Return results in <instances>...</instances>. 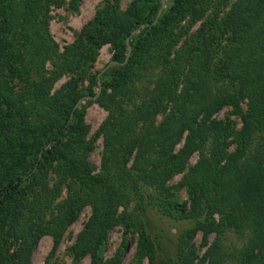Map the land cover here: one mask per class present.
I'll list each match as a JSON object with an SVG mask.
<instances>
[{
  "label": "trees",
  "instance_id": "obj_1",
  "mask_svg": "<svg viewBox=\"0 0 264 264\" xmlns=\"http://www.w3.org/2000/svg\"><path fill=\"white\" fill-rule=\"evenodd\" d=\"M230 1L172 0L157 22L162 0H134L125 10L117 1L107 3L60 52L49 29L51 7L78 11L81 0H0V118L16 123L18 134L14 146H0V264H31L45 235L52 236L53 257L87 205L92 214L69 249L75 260L89 255L91 264H121L125 245L109 259L103 250L110 232L122 225L126 233L140 234L131 264H228L224 223L249 234L234 264H264V0L233 3L223 23L231 39L221 77L211 65L205 25L196 45L184 42L177 49L189 31L184 20L192 26ZM106 43L114 45L113 64L87 89L73 77L52 92L65 74L87 72ZM100 80L97 101L108 116L100 127L104 152L97 174L89 158L96 138L88 136L86 106L79 100L96 96ZM226 106L242 115L237 133L213 119ZM186 131L184 146L174 152ZM230 137L237 147L228 153ZM196 150L201 159L180 184L191 197L188 208L167 180L185 169ZM156 199L166 214L196 221L171 249L151 230L149 205ZM134 201L137 211L130 209ZM212 232L216 239L200 257L193 240L202 233L207 245Z\"/></svg>",
  "mask_w": 264,
  "mask_h": 264
},
{
  "label": "rangeland",
  "instance_id": "obj_2",
  "mask_svg": "<svg viewBox=\"0 0 264 264\" xmlns=\"http://www.w3.org/2000/svg\"><path fill=\"white\" fill-rule=\"evenodd\" d=\"M120 7L125 10L134 0H81L79 10L72 11L68 9L67 6H52L50 15V33L54 41L59 46V51L64 52L65 47L77 41L79 34L82 32L85 25L92 20L98 10L102 8L107 3L116 2ZM235 0H231L226 6H221L220 8H215L207 13V15L197 21L192 26L188 23V19L184 20L182 25H186L189 28L188 33L183 37L182 42L177 47L180 48L184 42L194 43L196 45V40L202 38L201 31H204L202 28L205 25V32L208 31V34L205 35V40L208 41V46L213 50V64L212 68L216 70V73H219L221 77V61L225 56V53L228 49L227 45L230 44L231 35L227 33L223 28V23H225L226 18L232 12L233 3ZM172 4V0H162L160 11L155 18V22L158 21L159 17L163 13L164 9L168 8ZM154 22V23H155ZM210 23L212 25H210ZM142 27V26H141ZM141 27L135 29L133 32H137ZM203 29V30H202ZM200 32V36H195ZM211 43H210V42ZM129 42V37L127 38ZM212 46V47H211ZM128 57L131 54L132 47H129ZM114 54V45L112 43H106L98 49L95 61L90 64L89 69L86 71L79 70L74 73H67L62 76L54 84L52 92L61 88L64 84L69 82L73 77L78 80V87L81 90L87 89L90 85L93 76L103 73L106 69L112 66V56ZM18 65V64H17ZM17 67V81L21 79V70ZM46 67L50 70L53 66L50 61L47 62ZM217 73V75H218ZM228 81V80H221ZM221 82H218V86H221ZM21 84V83H19ZM102 82L99 81V88L96 96H89L88 99H80L79 103L86 106L85 112V121L90 126L89 137H95V148L90 153V160L96 167V173H100L102 167V155L104 152V136L100 134V127L104 120L108 116V111L101 106L97 101V98L102 91ZM241 109L246 112L248 106L246 100L242 103ZM167 113H160L157 117L155 128H158L162 125ZM213 119L216 121H222L224 123L232 124L233 130L237 133L241 130L243 120L242 115L239 111L231 106H226L218 113L213 116ZM188 131L184 133L182 140L176 145L174 152L179 151L186 142ZM17 124L10 121L6 117L0 118V146L2 149L6 150L11 146L15 145V140L17 138ZM233 137V136H232ZM230 137V144L227 147L228 153L235 151L237 144L234 138ZM262 140L259 142L262 144ZM136 151L130 157L128 166L131 167L135 161ZM201 159V154L198 150L193 152L188 159V163L183 171L173 174L168 180L167 185L173 187V192L177 200L183 205H186L188 208L191 204V197L187 191V187L180 186L185 174L195 166ZM152 189V188H151ZM149 189L151 192L154 189ZM66 197V189L63 191L58 202L62 201ZM160 200L156 199L155 204L149 205V215L151 216V230L154 233H159L163 236L166 244L171 249V245H175L179 235L195 226L196 221L193 218H180L177 216H171L166 214L164 206L159 204ZM130 209L136 210L135 201L131 205ZM92 214V206L87 205L82 209L77 219L72 222L67 230L65 231L62 241L59 244L53 257H49L50 251L53 246V239L50 235L43 236L38 244L36 245L32 258L31 264H91L90 256H85L80 260H75L69 249L76 242L79 232L84 228L86 222ZM217 221L221 220L219 213H216L215 216ZM223 224V233L221 232L222 242L225 246V251L229 254L228 264H234V257L241 252L243 247L248 241L249 234L246 230H238L235 227L226 226ZM217 234L212 232L209 234L208 241L209 244L203 245V235L199 233L193 243L200 255V257H205L209 246L215 241ZM139 231L130 230L125 232V228L122 225L115 227L109 234L107 244L103 250V256L105 259L113 257L117 251L125 245V253L121 264H131L137 253V247L139 242ZM166 245V246H167ZM142 264H149L148 259L143 260ZM208 264V260L205 262Z\"/></svg>",
  "mask_w": 264,
  "mask_h": 264
}]
</instances>
